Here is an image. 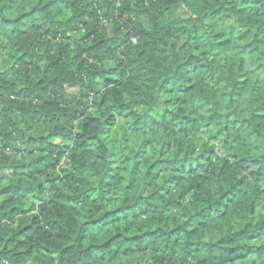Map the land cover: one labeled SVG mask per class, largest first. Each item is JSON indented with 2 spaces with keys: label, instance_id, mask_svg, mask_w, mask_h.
<instances>
[{
  "label": "trees",
  "instance_id": "obj_1",
  "mask_svg": "<svg viewBox=\"0 0 264 264\" xmlns=\"http://www.w3.org/2000/svg\"><path fill=\"white\" fill-rule=\"evenodd\" d=\"M0 264H264V0H0Z\"/></svg>",
  "mask_w": 264,
  "mask_h": 264
},
{
  "label": "rangeland",
  "instance_id": "obj_2",
  "mask_svg": "<svg viewBox=\"0 0 264 264\" xmlns=\"http://www.w3.org/2000/svg\"><path fill=\"white\" fill-rule=\"evenodd\" d=\"M146 1V0H145ZM147 3H148V0H147ZM134 41V40H133ZM250 68H252V66H250ZM260 213V210L258 209L257 210V214Z\"/></svg>",
  "mask_w": 264,
  "mask_h": 264
},
{
  "label": "built area",
  "instance_id": "obj_3",
  "mask_svg": "<svg viewBox=\"0 0 264 264\" xmlns=\"http://www.w3.org/2000/svg\"><path fill=\"white\" fill-rule=\"evenodd\" d=\"M120 0H118V2H119Z\"/></svg>",
  "mask_w": 264,
  "mask_h": 264
}]
</instances>
